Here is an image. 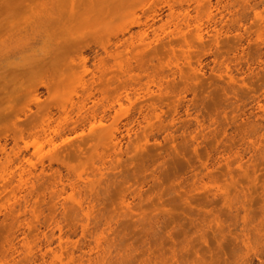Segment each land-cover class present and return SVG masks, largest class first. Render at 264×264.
Returning <instances> with one entry per match:
<instances>
[{
    "label": "rangeland",
    "instance_id": "374dc122",
    "mask_svg": "<svg viewBox=\"0 0 264 264\" xmlns=\"http://www.w3.org/2000/svg\"><path fill=\"white\" fill-rule=\"evenodd\" d=\"M44 2L0 19L13 28L0 35V55H10L0 68V264H45L60 239L84 241L59 206L73 193L68 179L101 153L93 121L76 115L83 105L106 126L118 113L123 130L124 154L113 160L120 177L91 216L100 231L104 218L114 219L106 235L112 253L102 264H264V31L255 18L264 14V0H138L113 14L108 31L94 25L95 33L82 24L45 33L61 13L68 28L78 0ZM47 40L61 55L41 68L36 61ZM188 53L202 73L179 103L168 92L185 85L170 73L174 63L190 73ZM119 62L131 77L119 79ZM154 104L161 120L147 117ZM195 117L210 126L197 141L186 134ZM42 122L64 133L56 138L61 163L51 161L47 147L35 153ZM88 250L87 257L99 256Z\"/></svg>",
    "mask_w": 264,
    "mask_h": 264
},
{
    "label": "bare ground",
    "instance_id": "6f19581e",
    "mask_svg": "<svg viewBox=\"0 0 264 264\" xmlns=\"http://www.w3.org/2000/svg\"><path fill=\"white\" fill-rule=\"evenodd\" d=\"M137 1L138 0H78V2L75 3L77 5H74V6L72 5V7L70 8L69 20L72 19V21L69 23L68 28L66 25L61 27L62 25L66 23L65 18L63 17L64 15L61 13V15H59L57 19L55 18V21L51 22L50 24L47 23V26L45 28V33H48L50 28L56 29V31L62 29L65 32L66 31L70 32L69 27L71 25L77 27V26H80L81 24L82 26L89 25L92 29L91 31L92 33L98 32L96 31V28H95L96 25L97 27L100 26L99 29L108 31V29L110 28V27L108 28V26L111 23V19L114 17L113 14L117 15L121 10H124V9H127L133 6L134 3ZM143 1L145 2L146 0H142V2ZM147 1L151 2L152 0H147ZM35 2L43 3L44 0H0V19L2 18V20L5 21L11 15L24 11L26 9H30V7L35 5ZM175 3L176 1H174L170 5L171 12H174L173 10H174ZM209 5L210 4L208 2V6ZM78 11L84 12V13L79 14ZM93 12H95L96 14H99V16L92 18L91 14H93ZM186 17H184L185 20L189 18V17L188 18ZM255 18L261 21L260 27L264 31V14L255 13ZM96 21L98 23H96ZM54 22H56V26L52 24ZM12 29L13 28L11 27L3 26V22L0 21V35H2L3 33L11 34ZM179 34L184 39V41L187 42V38H186L187 33L179 32ZM143 35H145V33H143ZM48 37L49 35L47 34V38ZM117 39L118 41L116 42V44L122 40L121 38L119 40L118 37ZM196 39H197V42H199V44L203 46L204 35L200 31L197 32ZM51 42L52 41L50 40H47L46 42H44L43 45L45 46V49L47 48L46 51L42 49V51L38 52L39 54L38 56H40V58L37 59L36 64L41 68L51 67L48 64L50 62L55 63L56 62L55 60H57L61 55L62 48L58 47L59 45L56 46V48H54L53 50H51V47L49 46L46 47V44H51ZM33 51L35 53L37 52L35 49L34 50L31 49V52ZM8 56L10 55H0V68H2L1 66L3 65L5 61V59L3 60L2 57H8ZM85 61L86 60L82 62L83 63L82 66H84V68H85L84 63H86ZM185 64L188 66L190 73L188 74L185 73V71L183 70V66H181L180 64H175V63L174 65H172L174 69H172L170 73L171 80L174 81L176 80V78H180L185 85L183 90L179 91L175 88H172L168 92V94H170V96H173V98L179 103H182L185 101L186 99L185 94L189 92L190 90H193L192 89L194 88L193 85H195L196 82L200 79V76L202 73L200 64L198 62L194 63L189 53L185 58ZM116 67L119 71H121V75L119 76V79L121 77L128 76L130 74V72L127 69H125L122 62L117 63ZM230 79L232 80V78ZM229 94L237 95L236 90L234 88L230 89ZM125 97L127 100L130 101L128 94L125 95ZM106 99L109 100L108 97H106ZM121 100L122 98L117 97V102L120 108H122L123 106V103L121 102ZM107 108L108 106L103 105L101 114H105L108 111ZM84 109L85 108L83 105L81 108H78L77 114L76 113L75 114L78 116L79 121L81 120L93 121V122H90V125H91L90 129L92 131L97 130L96 134L98 133L97 137H99L100 139V142H98L99 144L97 143V145H95V149L101 153L98 155L97 161L93 160L90 166H86L87 168H82L81 170L79 169V171L76 172V177H75L76 180L74 178L68 179V181L70 182V187L73 190V193L70 195H67V198L64 200L63 203H59V206L63 210V213L68 218L71 219V222L73 224H78L81 227L83 231L84 241H81V242L73 241L72 242V241H69L70 239H68V241L63 242L62 239H60L59 251L53 252L50 256V261L45 264H102L105 260L109 258V256L112 253L111 251L112 245L108 244L110 242L108 241V238H106V235H108L107 233L112 227L114 219L104 218L105 223L103 225L106 228L103 231H100L99 229L100 220H98V218L95 217V220L91 221V216L94 213L95 208L101 203V201L105 200L108 193L110 192V189L111 188L113 189V187L116 186L117 179L120 177L114 172L117 168L114 167L113 160L114 159L118 160L119 157H121L124 154L123 148H122L123 144L121 142L122 140L121 138L123 136L121 138L119 137V133H121L120 132L121 123L118 118L119 117L118 113L116 114V118H114L112 124L106 126L105 124H103L102 118L99 119L97 117L99 120L96 119V116H97L96 111L87 112ZM150 112H151L150 115H148L147 117L155 118L158 120H161V118L163 117L160 107L155 104L151 107ZM3 119H6V117L0 116V121H2ZM48 119H45V120H48ZM172 122H174L173 119L171 120V123ZM47 123H49V120ZM47 123L42 122L40 126L41 129L38 130L37 133H35L37 138L32 143L33 148L36 154H41L44 148L47 147L52 157L51 161L55 164L61 163V160L63 159L59 158V152L57 150H59L60 147L57 145L58 139L56 140V138L59 137V139L62 140L65 137L63 135L64 133L63 134L61 133L60 128L58 127L59 125L57 127L55 126V128H51L50 125ZM77 123H78V120L73 121L71 126L75 127V124ZM74 127L73 129L76 128ZM95 127H97V129ZM160 127H161V130L164 129L165 132L169 130L168 127L163 128L164 126L162 124L160 125ZM208 128H210V126L209 125L207 126L204 120H200L198 117H195L194 127L192 129L188 128V130H186V134L190 135L194 141H197L199 138L205 137V132ZM121 131L123 132V130ZM126 132H127V135L131 137L130 133L132 132V128H130L129 124L126 125ZM167 136L172 137V133H167ZM67 138L65 139L67 140ZM61 179L62 178L60 174H58L57 180L61 181ZM64 194H65L64 190H61L58 193H54L55 197L58 199L59 197H62ZM32 195H33L32 193H28L27 195L23 197L25 200L24 201L25 206H23L24 211H27L26 209L28 207V204L30 203L28 198L31 197ZM122 197H123L122 203L128 207L129 206L128 197L126 195H122ZM152 232L153 234H155V230H153ZM105 238L107 242H105ZM103 239H104L106 247H104L102 244ZM8 243H9L8 250L12 251L14 244L12 245L13 243L12 241H9ZM25 248L28 252V255H31V256L34 255L33 248L30 247V245L28 244L25 245ZM86 248H88L89 249L88 251L90 252L97 250L99 252L98 253L99 256L95 259L91 258V256L87 257L88 252L85 251Z\"/></svg>",
    "mask_w": 264,
    "mask_h": 264
}]
</instances>
